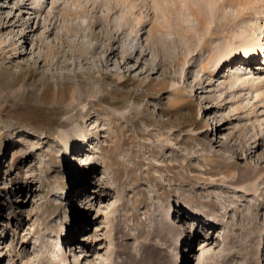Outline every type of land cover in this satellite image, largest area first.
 <instances>
[{"label":"rangeland","instance_id":"374dc122","mask_svg":"<svg viewBox=\"0 0 264 264\" xmlns=\"http://www.w3.org/2000/svg\"><path fill=\"white\" fill-rule=\"evenodd\" d=\"M240 1L0 0V264H264V99L224 73L264 55L210 58L264 29Z\"/></svg>","mask_w":264,"mask_h":264},{"label":"bare ground","instance_id":"6f19581e","mask_svg":"<svg viewBox=\"0 0 264 264\" xmlns=\"http://www.w3.org/2000/svg\"><path fill=\"white\" fill-rule=\"evenodd\" d=\"M180 1H184V0H180ZM202 1L207 3V10H205L206 12L205 11L203 12V9H201L202 11L201 10L193 11L194 18L200 24L205 22V14L207 13V11L210 14V12H212V10L214 9L213 0H202ZM222 1L223 3L224 1H226V3L229 2L231 5L242 6L240 0H222ZM202 5H204V3ZM260 31L261 32L259 34H254V33L248 34L247 32H240L238 34H234L233 37H230L229 40L225 39L226 41L221 45H219L215 53H213L210 57L212 58L211 60H213L212 62L213 67L216 69L219 68L225 60H227L233 53H235V51L238 52L241 58L245 60L250 59L251 57L257 58L258 56H260V54L264 55V29L260 27ZM235 42L237 43L236 47H234ZM249 71L250 68H248L247 65L241 64L240 62L232 63L228 65L227 70H225L224 72L225 77H227L226 78L227 88L231 91H234L236 90V88L240 86L241 87L248 86L249 93H252L254 99H258V98L264 99V79H262L261 77L253 78L252 76L253 74ZM209 125L207 126L208 130H209ZM74 144L75 143L68 145L66 147L67 151L70 149L71 146H74ZM190 212L195 214V210H190ZM216 237L218 240L224 239L223 238L224 236L222 237L219 235ZM208 246L209 245L205 244L204 242H201L196 245L198 254L196 258L197 261L195 262H197V264H205L208 258V252H207V248L209 249ZM211 251L214 250H212L211 248ZM55 264L58 263H56L55 261ZM59 264H62V261H59Z\"/></svg>","mask_w":264,"mask_h":264}]
</instances>
